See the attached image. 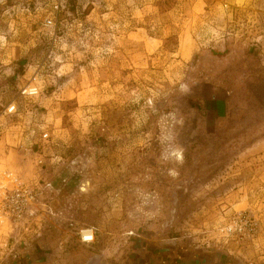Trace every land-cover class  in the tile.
I'll return each mask as SVG.
<instances>
[{
	"label": "rangeland",
	"instance_id": "374dc122",
	"mask_svg": "<svg viewBox=\"0 0 264 264\" xmlns=\"http://www.w3.org/2000/svg\"><path fill=\"white\" fill-rule=\"evenodd\" d=\"M63 6L0 0V166L40 189L0 264H264V0Z\"/></svg>",
	"mask_w": 264,
	"mask_h": 264
},
{
	"label": "built area",
	"instance_id": "2783aa9c",
	"mask_svg": "<svg viewBox=\"0 0 264 264\" xmlns=\"http://www.w3.org/2000/svg\"><path fill=\"white\" fill-rule=\"evenodd\" d=\"M65 0H49V9L52 13L63 9ZM46 26L51 21L45 22ZM24 97L37 95L36 89H25L21 93ZM17 109L14 104L8 106L5 114L14 115ZM48 134L41 136V141H48ZM38 182L23 180L19 175L0 166V226L7 229L8 234H28L38 230L39 219L36 206L38 204ZM226 238H240L246 242H254L257 236V221L248 214H238L233 217L232 223L219 230ZM79 241L84 245L94 243L93 229H83L78 233Z\"/></svg>",
	"mask_w": 264,
	"mask_h": 264
},
{
	"label": "crops",
	"instance_id": "0c3cea01",
	"mask_svg": "<svg viewBox=\"0 0 264 264\" xmlns=\"http://www.w3.org/2000/svg\"><path fill=\"white\" fill-rule=\"evenodd\" d=\"M233 264H235V263H233Z\"/></svg>",
	"mask_w": 264,
	"mask_h": 264
}]
</instances>
